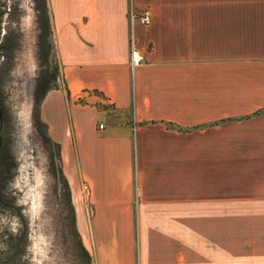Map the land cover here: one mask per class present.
I'll return each mask as SVG.
<instances>
[{"label":"crops","instance_id":"crops-1","mask_svg":"<svg viewBox=\"0 0 264 264\" xmlns=\"http://www.w3.org/2000/svg\"><path fill=\"white\" fill-rule=\"evenodd\" d=\"M47 1L63 87L40 117L73 200L89 188L97 263L110 233L106 264L136 238L143 264H229L237 243L264 264V0Z\"/></svg>","mask_w":264,"mask_h":264},{"label":"rangeland","instance_id":"rangeland-1","mask_svg":"<svg viewBox=\"0 0 264 264\" xmlns=\"http://www.w3.org/2000/svg\"><path fill=\"white\" fill-rule=\"evenodd\" d=\"M0 1L6 7L1 29L14 42L6 69L2 71L5 83L0 89V134L8 137L3 147L0 146V264H98L93 248H89L93 242L95 213L89 188L80 184L78 199L74 201L71 193L67 199L56 174L52 151L43 143L34 121V93L42 73L53 76L58 69L55 85L63 87L52 28L50 32L44 10L46 0ZM36 36L44 54L37 51ZM205 134L208 133L199 135L200 143L206 141ZM189 138L184 136L190 146ZM35 196L36 205L33 204ZM74 204L81 209L78 214L81 219L76 217ZM80 220L85 236L80 232ZM93 227L99 243L98 227ZM87 236L89 246L85 241ZM103 241L107 243V254L111 253V257L102 262L106 264L112 258L111 234ZM11 253L15 254L14 261L8 262ZM247 255L241 245H232L229 264L250 261L254 264L256 260H246ZM144 256L143 246L136 238L134 264H143ZM173 262V254L162 261Z\"/></svg>","mask_w":264,"mask_h":264},{"label":"trees","instance_id":"trees-1","mask_svg":"<svg viewBox=\"0 0 264 264\" xmlns=\"http://www.w3.org/2000/svg\"><path fill=\"white\" fill-rule=\"evenodd\" d=\"M44 10L47 13V25H48V29L50 28V32H51V21H50V16H49V12L47 10V0L44 4ZM49 51H50V47L48 46L47 49V57H49ZM57 69V68H56ZM58 70V69H57ZM57 70L55 71V73L53 74V76H49L48 74H43L40 76L39 78V84L37 86V89L35 90L34 93V101H35V126L36 128L39 130L40 133V137L43 141V143L45 144L46 147H48L49 149H51L52 151V159L54 162V167L56 169V174L57 177L60 179L61 183L63 184L66 193H67V199H70V192H69V186L67 183V180L65 178V176L63 175L62 172V162H61V147L58 143L54 142L50 136L48 135V129H47V125L41 120L40 117V107H41V103L43 101V99L45 98L46 94L53 90V89H57L58 86L55 85L56 80H57ZM259 113H256L254 115H258ZM4 141H8V137H2L0 134V146L3 147ZM15 253V252H14ZM11 253L10 256H8V262H13L14 261V256L15 254Z\"/></svg>","mask_w":264,"mask_h":264},{"label":"flooded vegetation","instance_id":"flooded-vegetation-1","mask_svg":"<svg viewBox=\"0 0 264 264\" xmlns=\"http://www.w3.org/2000/svg\"><path fill=\"white\" fill-rule=\"evenodd\" d=\"M4 10H6L5 4H3V2L0 1V89L1 90L3 89V85L5 83L4 82L5 77L2 75V71L6 69V63L8 60L9 51H11V49L14 46V42H13L12 38L10 36H6V32H4L3 29H1V21H2V16H3ZM7 11L9 12V15L12 14L11 9H8ZM5 14H7V13H5ZM37 20H38V22L41 21V19L40 20L37 19ZM35 44L37 46L36 47L37 51L40 54H44V51H42V49H41L42 43L40 42L38 36H36Z\"/></svg>","mask_w":264,"mask_h":264},{"label":"built area","instance_id":"built-area-1","mask_svg":"<svg viewBox=\"0 0 264 264\" xmlns=\"http://www.w3.org/2000/svg\"><path fill=\"white\" fill-rule=\"evenodd\" d=\"M151 20V14L149 10H143L141 12H134L130 11L129 13V21L131 26V32H130V47H129V65L130 70L133 72L136 68L140 67L142 64H144L145 60L140 54V52L135 48L134 45V38L132 33V26L134 22H139L140 24L147 26L150 23ZM103 125H99V128H102Z\"/></svg>","mask_w":264,"mask_h":264},{"label":"bare ground","instance_id":"bare-ground-1","mask_svg":"<svg viewBox=\"0 0 264 264\" xmlns=\"http://www.w3.org/2000/svg\"><path fill=\"white\" fill-rule=\"evenodd\" d=\"M33 199H34V203H33V204H34V205L38 204V199H37V197L35 196Z\"/></svg>","mask_w":264,"mask_h":264}]
</instances>
